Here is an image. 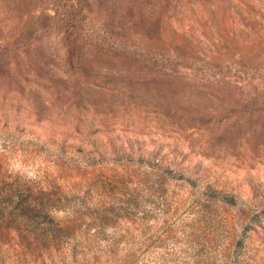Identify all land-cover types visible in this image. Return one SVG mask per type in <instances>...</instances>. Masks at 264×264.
<instances>
[{
  "label": "rangeland",
  "instance_id": "obj_1",
  "mask_svg": "<svg viewBox=\"0 0 264 264\" xmlns=\"http://www.w3.org/2000/svg\"><path fill=\"white\" fill-rule=\"evenodd\" d=\"M0 264H264V0H0Z\"/></svg>",
  "mask_w": 264,
  "mask_h": 264
}]
</instances>
